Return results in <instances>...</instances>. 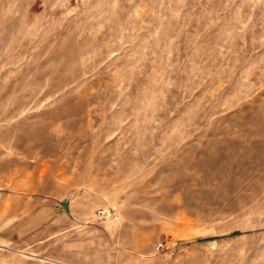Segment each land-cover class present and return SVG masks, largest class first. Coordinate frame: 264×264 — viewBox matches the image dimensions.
Segmentation results:
<instances>
[{
    "label": "rangeland",
    "instance_id": "374dc122",
    "mask_svg": "<svg viewBox=\"0 0 264 264\" xmlns=\"http://www.w3.org/2000/svg\"><path fill=\"white\" fill-rule=\"evenodd\" d=\"M0 264H264V0H0Z\"/></svg>",
    "mask_w": 264,
    "mask_h": 264
}]
</instances>
